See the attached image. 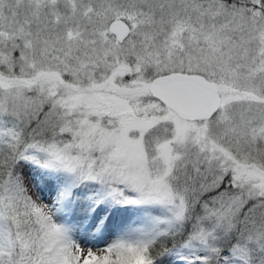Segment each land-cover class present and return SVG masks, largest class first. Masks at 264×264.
<instances>
[{
  "label": "snow or ice",
  "instance_id": "1",
  "mask_svg": "<svg viewBox=\"0 0 264 264\" xmlns=\"http://www.w3.org/2000/svg\"><path fill=\"white\" fill-rule=\"evenodd\" d=\"M0 264H264V0H0Z\"/></svg>",
  "mask_w": 264,
  "mask_h": 264
}]
</instances>
